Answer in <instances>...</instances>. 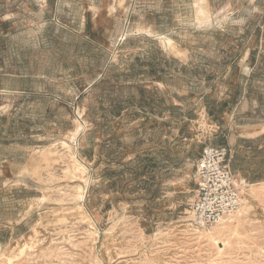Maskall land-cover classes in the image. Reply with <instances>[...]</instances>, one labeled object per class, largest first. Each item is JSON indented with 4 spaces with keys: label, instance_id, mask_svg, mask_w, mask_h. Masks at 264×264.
<instances>
[{
    "label": "rangeland",
    "instance_id": "rangeland-1",
    "mask_svg": "<svg viewBox=\"0 0 264 264\" xmlns=\"http://www.w3.org/2000/svg\"><path fill=\"white\" fill-rule=\"evenodd\" d=\"M207 145L248 187L200 230ZM0 264H264V0H0Z\"/></svg>",
    "mask_w": 264,
    "mask_h": 264
},
{
    "label": "built area",
    "instance_id": "built-area-1",
    "mask_svg": "<svg viewBox=\"0 0 264 264\" xmlns=\"http://www.w3.org/2000/svg\"><path fill=\"white\" fill-rule=\"evenodd\" d=\"M232 151L207 145L197 161V190L190 207L189 220L197 229L213 228L225 218L237 214L243 205L246 179L231 167Z\"/></svg>",
    "mask_w": 264,
    "mask_h": 264
},
{
    "label": "crops",
    "instance_id": "crops-1",
    "mask_svg": "<svg viewBox=\"0 0 264 264\" xmlns=\"http://www.w3.org/2000/svg\"><path fill=\"white\" fill-rule=\"evenodd\" d=\"M223 147L230 148L231 151H232V158H235V157H236V159H237V157H238V156H237V154H238V150H237L236 147H230V146H227V145H225V146H223ZM235 172H236L238 175L242 176L238 170H235Z\"/></svg>",
    "mask_w": 264,
    "mask_h": 264
},
{
    "label": "trees",
    "instance_id": "trees-1",
    "mask_svg": "<svg viewBox=\"0 0 264 264\" xmlns=\"http://www.w3.org/2000/svg\"><path fill=\"white\" fill-rule=\"evenodd\" d=\"M216 146H219V145H216ZM236 160H237L236 157L235 158H231V167H232L234 172H235V167H236Z\"/></svg>",
    "mask_w": 264,
    "mask_h": 264
},
{
    "label": "bare ground",
    "instance_id": "bare-ground-1",
    "mask_svg": "<svg viewBox=\"0 0 264 264\" xmlns=\"http://www.w3.org/2000/svg\"><path fill=\"white\" fill-rule=\"evenodd\" d=\"M199 15H200V13H199ZM197 18H198V17H197ZM199 20H200V19H199ZM200 21H201V20H200ZM200 21H199V22H200ZM74 167H76V166H74ZM77 167H78V166H77ZM72 169H73V168H72ZM75 170H76V169H75ZM82 170H83V169H82ZM81 172H82V171H81ZM81 174H82V173H81ZM86 184H87V183H86Z\"/></svg>",
    "mask_w": 264,
    "mask_h": 264
}]
</instances>
